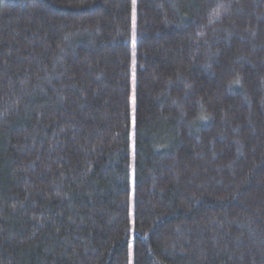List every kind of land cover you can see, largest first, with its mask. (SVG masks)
<instances>
[{
	"label": "trees",
	"instance_id": "trees-1",
	"mask_svg": "<svg viewBox=\"0 0 264 264\" xmlns=\"http://www.w3.org/2000/svg\"><path fill=\"white\" fill-rule=\"evenodd\" d=\"M133 4L0 0V264H264V0H136L134 123Z\"/></svg>",
	"mask_w": 264,
	"mask_h": 264
},
{
	"label": "rangeland",
	"instance_id": "rangeland-1",
	"mask_svg": "<svg viewBox=\"0 0 264 264\" xmlns=\"http://www.w3.org/2000/svg\"><path fill=\"white\" fill-rule=\"evenodd\" d=\"M133 32H135V40L133 39ZM131 83H132V95H131V116L132 123L135 122L136 115V78H135V70H136V46H137V9H136V0H134V4L132 6V14H131ZM135 53V56H133ZM133 154V152H132ZM134 206H133V192L131 193V217L133 218Z\"/></svg>",
	"mask_w": 264,
	"mask_h": 264
},
{
	"label": "snow or ice",
	"instance_id": "snow-or-ice-1",
	"mask_svg": "<svg viewBox=\"0 0 264 264\" xmlns=\"http://www.w3.org/2000/svg\"><path fill=\"white\" fill-rule=\"evenodd\" d=\"M133 39L135 40V32H133ZM133 56H135V53H133ZM238 83V81H237Z\"/></svg>",
	"mask_w": 264,
	"mask_h": 264
}]
</instances>
